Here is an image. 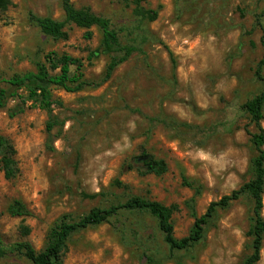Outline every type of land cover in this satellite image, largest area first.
Returning <instances> with one entry per match:
<instances>
[{
  "label": "rangeland",
  "instance_id": "374dc122",
  "mask_svg": "<svg viewBox=\"0 0 264 264\" xmlns=\"http://www.w3.org/2000/svg\"><path fill=\"white\" fill-rule=\"evenodd\" d=\"M11 2L0 11V81L49 66V55L66 54L82 62L86 86L78 92L50 87L51 113L30 100L10 99L0 108V136L13 142L19 167L7 180L0 164V235L6 243L28 241L42 251L64 215L76 220L133 196L178 206L173 222L181 239L194 223L188 202L194 200L202 216L210 203L250 181L256 152L247 131L255 129L242 106L262 90L254 73L264 56V0H148L144 7L159 11L151 23L135 16L132 0H72L77 9L108 19L122 43L137 49L107 82L109 57L99 51L97 27L68 24L69 38L56 40L30 16L64 21L62 0ZM19 94L27 98L28 91ZM17 106H25L24 113L10 117ZM143 152L164 160L168 172L158 177L127 170L142 163ZM117 179L127 189L116 187ZM14 200L33 215L11 216ZM252 208V200L242 197L219 210L201 243L173 253L154 218L119 213L73 235L64 264H146L145 251L161 264H243L252 252ZM0 264L32 263L10 253ZM258 264H264V245Z\"/></svg>",
  "mask_w": 264,
  "mask_h": 264
},
{
  "label": "trees",
  "instance_id": "16d2710c",
  "mask_svg": "<svg viewBox=\"0 0 264 264\" xmlns=\"http://www.w3.org/2000/svg\"><path fill=\"white\" fill-rule=\"evenodd\" d=\"M148 0H132L134 14L143 22H154L159 17L158 10H149L144 7ZM12 6L11 0H0V11L5 12ZM62 10L64 21H56L48 17H38L31 15L30 19L39 27L40 31L56 40H67L69 34L65 28L68 24H73L78 28L87 31L97 27L102 34L99 51L109 57L103 82L109 81L115 71L137 51L136 47L122 43L119 32L111 25L110 21L104 17L94 14L90 8L77 9L72 0H62ZM87 38H91V32H87ZM264 47V38L262 40ZM174 67L176 61L170 53ZM47 64H39L36 72H28L23 75H16L10 79L0 81V108H6L8 101L22 100L23 105L30 100L44 111L51 113L54 101L52 100V86L62 88L68 92H78L86 86L83 79V64L79 59H74L66 54L58 56L52 54L47 56ZM72 67L75 72L72 74ZM59 71L58 74H51V71ZM255 78L262 84L261 92L253 99L247 101L242 106V110L248 115L250 123L255 132L247 131L250 141L255 150V156L251 159L250 166L252 178L233 191L230 195L222 197L219 201L212 202L204 215L199 216L195 209V201L187 203L194 219L193 226L189 234L184 238H177L173 222L174 214L179 210L178 206H166L161 202L143 198L140 196L130 197L123 203L113 204L107 208H94L85 216L79 219H72L70 215H64L50 229L47 237V244L42 251H37L28 241L15 244L6 243L0 235V259L5 258L10 253H17L32 264H64V258L68 251L69 241L76 233L89 228L103 225L119 213H141L154 218L157 227L170 253L189 251L192 247L201 243L205 237L206 227L216 216L219 210H227L234 202L242 197H248L253 202L252 215L250 218V229L248 232L252 240L251 254L245 259L243 264H258L262 258L264 245V56L255 69ZM32 83H37L31 85ZM3 84L5 86H3ZM27 90V98H23L19 92ZM35 106V107H36ZM25 106H17L9 111L10 117H16L24 113ZM54 128L53 123H49L47 130L50 133ZM17 151L13 142L0 136V164L4 176L7 180H12L19 174L18 162L16 160ZM141 164H128L127 170H137L140 175L163 176L168 172V165L164 160L156 159L142 153ZM137 162H139L136 159ZM114 185L120 189H127V186L119 179ZM184 185L194 188L193 184L184 179ZM199 194L200 190H196ZM98 195L90 196L95 198ZM8 213L13 217H31L33 214L27 205L21 200H14L8 207ZM24 236L30 234L26 227L22 228ZM146 264H161L155 255L143 252Z\"/></svg>",
  "mask_w": 264,
  "mask_h": 264
}]
</instances>
